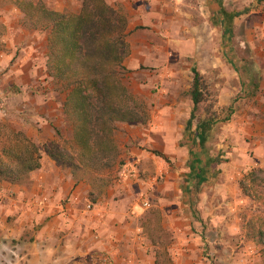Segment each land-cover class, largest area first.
Returning <instances> with one entry per match:
<instances>
[{
  "label": "crops",
  "instance_id": "obj_1",
  "mask_svg": "<svg viewBox=\"0 0 264 264\" xmlns=\"http://www.w3.org/2000/svg\"><path fill=\"white\" fill-rule=\"evenodd\" d=\"M106 1L121 9L128 19L131 55L125 65L129 70L160 65L163 60L168 62L173 52L183 67L203 66L204 54L212 49L208 65H225L223 57L231 48L233 33L239 34L241 49L261 50L255 61V81L243 74L241 77L246 96L255 91L260 103L256 108L247 106L249 111L240 121L246 138L253 139L250 146L256 153L255 165L264 169V0H257L263 4L260 10H249L245 0ZM231 1L242 9L235 12L228 8ZM13 12L24 17L14 5H4L0 0V25L3 27L0 31V85L5 83L8 87L6 97L0 90V98L10 104V112L14 111L9 115L7 110L0 109V121H8L13 130L24 132L44 150L41 149V168L32 171L26 182L0 181V252L9 264H106L112 258L115 264H127L123 258L134 256L129 250L136 232L129 208L131 197L127 196L125 202H115L114 190L107 196L100 195L93 182H79L71 169L63 168L48 154L46 148L58 140L57 128L64 122L65 98H58L59 93L50 90L52 78L46 71V49L42 51L33 43L27 48L19 45L17 27L10 21ZM236 25L241 27L236 29ZM218 50L223 57L215 53ZM245 65L249 66L247 62ZM197 70L202 74L201 69ZM196 128L197 121L190 129L187 124V130L195 133ZM151 130L152 126L145 129L140 140L141 146L153 147V153L147 154L134 147L131 155L128 152L122 156L130 164L121 172L122 176L137 177L133 164L138 163L149 172L146 180L135 179L131 185L119 184L115 190L123 187V191L137 194L152 188L155 195L160 193L166 197V191L182 185L180 191L186 201L189 200L190 190L199 185L194 175L200 174L205 179L203 183L214 177L212 174L204 176L199 166L198 156L203 149L195 146L193 134L190 170L186 173V183L178 186L174 174L168 178L170 171L163 163L168 161L166 144L153 136ZM159 146H165L164 153L159 151ZM195 168L196 174L193 173ZM163 176L166 180L159 184L157 179ZM144 200L149 201L148 197ZM182 211L181 208L178 214ZM193 218L199 219L196 210ZM128 261L133 263L131 259Z\"/></svg>",
  "mask_w": 264,
  "mask_h": 264
},
{
  "label": "rangeland",
  "instance_id": "obj_2",
  "mask_svg": "<svg viewBox=\"0 0 264 264\" xmlns=\"http://www.w3.org/2000/svg\"><path fill=\"white\" fill-rule=\"evenodd\" d=\"M1 1L4 5H13L11 0ZM34 1H41L49 9L67 14L80 12L83 2V0ZM246 1L249 10H260L263 5L257 0H245V3ZM228 8L235 12L242 9L239 4L232 1ZM10 21L17 27L16 35L21 48H27L33 43L47 52L48 29L32 25L25 15L20 18L15 12ZM237 27L241 26L236 25V29ZM2 29L0 25V31ZM238 39H241L239 34L233 33L230 37L231 48L225 51L224 57L220 50L215 52L219 57H223L225 65H208L209 55L214 49L204 54L203 66L192 64L183 67L176 60L175 52L170 56L172 60L168 62L163 60L164 63L160 65L141 66L135 71L129 70L125 65L130 71L124 77L125 84L147 105L150 120L144 125L127 123L118 125L115 138L120 149L121 163L114 169L100 174V180H93V184L102 196H107L114 190L115 202H125L127 196L131 197L129 208L131 207L136 232L131 238L133 243L130 244L132 249L129 250V254L134 256H125L126 259L122 257L127 264L130 259L133 261L132 264H263L261 247L247 238L244 227L245 215L256 206L240 188L242 178L253 169L260 168L255 165L256 153L250 146L253 139L246 138L242 128L244 125L240 120L249 111L247 106L252 105L256 108L257 103H260L256 97L257 92L246 96L245 83L241 77L243 74V77L248 76V79L254 78L255 81V61L261 50L241 49ZM189 62L191 64V60ZM245 62L249 66L245 65ZM194 67L201 69L208 82L211 91L209 104L213 105L212 109L216 111L218 117L210 140L198 156L203 175L209 177L212 174L214 177L198 187L193 186L187 201L180 191L182 185L166 191V197L160 193L155 195V189L152 188L137 194L125 192L122 190L123 187L115 190L119 184L131 185L135 179L146 180L149 172L138 163L133 164L137 169V177L132 175L123 177L121 172L130 164L122 156L128 152L131 155L134 147L147 154L155 151L153 147L141 146L140 140L145 129L151 126L153 136H157V139L166 144V147L159 146L158 149L163 153L164 147L167 150L168 161L163 163L170 171L168 178H172L174 174L178 186L180 183H186V173L189 172L193 159L191 153L194 132L187 130V124L193 108L189 91L193 82ZM49 84L50 90L57 91L55 80L52 79ZM0 90L5 92L6 97L8 87L5 83L0 85ZM57 92L58 98H66V93ZM8 105L10 106L0 98V109L7 110L10 115L14 111L10 112ZM62 118L64 122L60 123L57 130L65 141H72L73 125L65 115ZM12 130L8 121L7 123L0 121V142H3L0 143V150ZM57 139V144L50 148L63 145L58 135ZM41 149L44 150V147ZM60 165L68 169L67 166ZM165 180L163 176L157 179V182L164 184ZM147 197L150 206L145 207L144 199ZM181 208L183 211L178 214ZM195 210L199 219L193 218ZM1 252L0 264H9ZM109 262L115 264L113 258L108 259L106 264Z\"/></svg>",
  "mask_w": 264,
  "mask_h": 264
},
{
  "label": "trees",
  "instance_id": "obj_3",
  "mask_svg": "<svg viewBox=\"0 0 264 264\" xmlns=\"http://www.w3.org/2000/svg\"><path fill=\"white\" fill-rule=\"evenodd\" d=\"M11 2L32 25L49 30L47 73L57 91L66 93L63 110L73 125V139L65 141L57 130L63 145L46 150L57 163L71 169L79 182L100 180V174L120 162L115 138L118 125H144L150 120L147 105L124 81L130 72L125 62L131 55L126 15L106 0H83L80 12L74 14L51 10L41 1ZM192 73L188 129L197 121L195 146L204 149L218 117L209 104L208 82L195 67ZM41 159V148L24 132L12 130L0 150V181L23 184L32 171L41 168ZM194 177L199 185L205 181L198 173ZM240 188L256 206L245 215L244 227L247 238L261 247L264 264V169L250 171Z\"/></svg>",
  "mask_w": 264,
  "mask_h": 264
},
{
  "label": "built area",
  "instance_id": "obj_4",
  "mask_svg": "<svg viewBox=\"0 0 264 264\" xmlns=\"http://www.w3.org/2000/svg\"><path fill=\"white\" fill-rule=\"evenodd\" d=\"M144 206L145 207H148V206H150V203L148 202V201H144ZM106 261V260H105Z\"/></svg>",
  "mask_w": 264,
  "mask_h": 264
}]
</instances>
